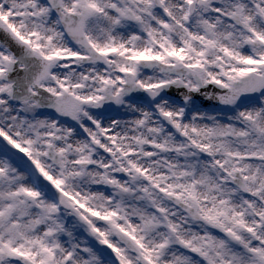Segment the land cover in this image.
Instances as JSON below:
<instances>
[{"label": "snow or ice", "instance_id": "6c2138e0", "mask_svg": "<svg viewBox=\"0 0 264 264\" xmlns=\"http://www.w3.org/2000/svg\"><path fill=\"white\" fill-rule=\"evenodd\" d=\"M0 264H264V0H0Z\"/></svg>", "mask_w": 264, "mask_h": 264}]
</instances>
